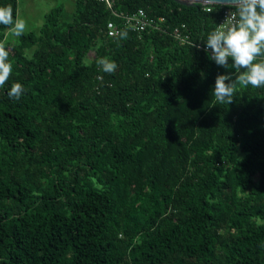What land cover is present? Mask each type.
Returning a JSON list of instances; mask_svg holds the SVG:
<instances>
[{"label": "trees", "instance_id": "obj_1", "mask_svg": "<svg viewBox=\"0 0 264 264\" xmlns=\"http://www.w3.org/2000/svg\"><path fill=\"white\" fill-rule=\"evenodd\" d=\"M224 6L115 0L167 28L108 36L103 2L75 0L66 23L59 2L12 43L17 0H0V264H264V87L216 102L232 70L202 48Z\"/></svg>", "mask_w": 264, "mask_h": 264}, {"label": "clouds", "instance_id": "obj_2", "mask_svg": "<svg viewBox=\"0 0 264 264\" xmlns=\"http://www.w3.org/2000/svg\"><path fill=\"white\" fill-rule=\"evenodd\" d=\"M228 3L235 10L234 16L226 17L202 39L207 58L217 66L232 70L217 74L211 89L216 102L227 104L234 96V82L246 87H264V0H228ZM10 23L9 11L0 10V24ZM24 30V21H17L12 24L10 35L19 37ZM119 35L123 38L126 33ZM97 63L106 73L116 69L114 61L100 58ZM11 71L8 51L0 46V85L8 80ZM23 93V85L16 82L7 88L6 94L10 99L19 100Z\"/></svg>", "mask_w": 264, "mask_h": 264}, {"label": "built area", "instance_id": "obj_3", "mask_svg": "<svg viewBox=\"0 0 264 264\" xmlns=\"http://www.w3.org/2000/svg\"><path fill=\"white\" fill-rule=\"evenodd\" d=\"M103 2L107 9L118 18L117 21L108 20L105 25V31L108 36H115L119 33L120 29H128L137 32L139 35L148 30H155L158 32H166L167 26L163 24L164 18L162 16L153 17L150 16L142 8L137 9L136 11L130 13L117 12L113 9L115 0H97ZM206 10H209V6L203 7ZM235 10L230 6H224L222 8L221 17L218 24L222 23L226 17L234 16ZM217 24V25H218ZM185 25L181 24L174 26L171 29V35L177 39L180 43H189V36L183 30ZM200 46V44H197ZM201 47V46H200ZM204 49V46L202 47Z\"/></svg>", "mask_w": 264, "mask_h": 264}, {"label": "rangeland", "instance_id": "obj_4", "mask_svg": "<svg viewBox=\"0 0 264 264\" xmlns=\"http://www.w3.org/2000/svg\"><path fill=\"white\" fill-rule=\"evenodd\" d=\"M59 2L63 3L60 22H69L75 9V0H17L16 22L24 21V32L37 30L43 22L44 14ZM10 30L5 32V39L14 43L17 41V37H12Z\"/></svg>", "mask_w": 264, "mask_h": 264}, {"label": "water", "instance_id": "obj_5", "mask_svg": "<svg viewBox=\"0 0 264 264\" xmlns=\"http://www.w3.org/2000/svg\"><path fill=\"white\" fill-rule=\"evenodd\" d=\"M175 1L184 5H189L193 3L229 5L228 0H175Z\"/></svg>", "mask_w": 264, "mask_h": 264}]
</instances>
